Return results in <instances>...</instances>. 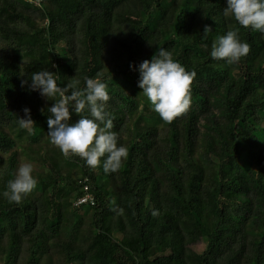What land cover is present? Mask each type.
<instances>
[{
    "label": "trees",
    "instance_id": "1",
    "mask_svg": "<svg viewBox=\"0 0 264 264\" xmlns=\"http://www.w3.org/2000/svg\"><path fill=\"white\" fill-rule=\"evenodd\" d=\"M226 6L0 0V264H264V35L225 17ZM233 28L249 52L234 64L212 59L213 42ZM160 47L196 73L190 107L171 122L129 68ZM43 68L59 72L60 86L107 83L106 111L128 150L117 171L50 143L53 101L20 83ZM24 107L31 130L17 123ZM24 162L37 186L9 202L6 183ZM85 178L94 204L76 205Z\"/></svg>",
    "mask_w": 264,
    "mask_h": 264
},
{
    "label": "clouds",
    "instance_id": "2",
    "mask_svg": "<svg viewBox=\"0 0 264 264\" xmlns=\"http://www.w3.org/2000/svg\"><path fill=\"white\" fill-rule=\"evenodd\" d=\"M226 5L223 8L225 17L231 15L239 26L264 35V0H226ZM210 31V27L205 25L203 38L206 39ZM249 49V43L240 38L239 29L233 28L213 42L209 55L214 60L234 64ZM129 68L138 72L137 86L163 121L171 122L188 110L191 84L196 73L186 70L180 61L174 60L167 48H157L150 59L135 65L130 63ZM29 80H21V87L27 86L29 92L36 91L46 100L53 101L46 109L49 113L47 135L50 143L57 146L65 157L77 155L91 168L102 164L105 173L117 171L128 150L123 144H118V132L113 131L111 115L106 111L109 100L107 83L84 77L83 88L79 86V79H71L60 86L59 72L47 68L34 71ZM22 111L24 117L18 116L17 123L19 127L31 130L34 121L30 109L24 107ZM84 111L88 114L80 115L76 122L70 123L72 113L81 114ZM33 171L30 162L18 166L3 192L9 202L20 203L22 197L37 186ZM152 214L156 215V211L153 210Z\"/></svg>",
    "mask_w": 264,
    "mask_h": 264
},
{
    "label": "built area",
    "instance_id": "3",
    "mask_svg": "<svg viewBox=\"0 0 264 264\" xmlns=\"http://www.w3.org/2000/svg\"><path fill=\"white\" fill-rule=\"evenodd\" d=\"M27 1L34 3V4H37V5L39 4V0H27ZM82 183H83V189H84L85 193L83 194L82 197L78 198L75 201V204L79 205L82 203H88V204L93 205L94 204V198L92 197V194L88 191V185L86 183V178L83 179Z\"/></svg>",
    "mask_w": 264,
    "mask_h": 264
}]
</instances>
